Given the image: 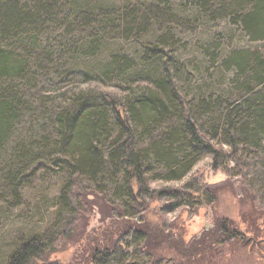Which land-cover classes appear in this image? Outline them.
I'll list each match as a JSON object with an SVG mask.
<instances>
[{
	"label": "trees",
	"instance_id": "16d2710c",
	"mask_svg": "<svg viewBox=\"0 0 264 264\" xmlns=\"http://www.w3.org/2000/svg\"><path fill=\"white\" fill-rule=\"evenodd\" d=\"M185 1L197 13L193 17L201 15L216 20L229 17L251 40L264 39V0ZM156 2L164 7L157 8L153 4L157 5ZM170 4L171 0H153L151 4L148 0L131 4L110 0H0V165L3 167L0 171L4 172L3 188L17 193L18 176L23 169L42 159H52L68 172L60 202L69 215L63 228L24 238L10 253L6 264H60L48 256L59 248L61 241L69 240L82 224V215L90 207L88 195L106 199L98 187H81L82 175L104 177L115 185L121 182L116 189L118 195L127 197L130 203L134 201L133 207L140 211L147 208V203L136 197L134 185L139 190L145 189L143 167L148 156L175 165L179 162L174 154L179 151L198 153L205 149L213 156L212 168L217 169L222 151L212 139L220 129L235 147L243 143L257 151L263 148L264 54L239 48L224 55L219 67L234 71L233 86L224 95V101L217 105L209 96L199 98L194 104V100L187 98L175 85L173 77L181 67L171 53L175 45L167 36L169 32L157 41H143L156 23L163 28L171 20L180 21ZM172 7L175 8L174 4ZM123 37L134 39L142 47L140 59L147 69L138 77L151 79L153 86L148 90L133 96L128 93L126 100H116L104 92L79 91L62 105L57 106L59 100L46 99L41 101L44 110L39 112L38 107L34 108L42 98L39 83H46L41 81L52 74L64 77V74L80 71L87 79L96 75L128 78L135 59L127 53L112 52L95 68L76 70L79 69L77 58L93 56L110 38ZM219 56L216 52L212 59L219 62ZM214 108L219 110L215 113ZM213 114L216 116L210 126L208 121ZM203 117L206 120L201 123L210 126V135L203 132L202 124L198 123ZM164 122L173 123L166 126L159 140H154L147 148L137 147L138 134H143L141 129L162 126ZM20 125L27 127L25 136L17 135ZM115 127L118 134L106 142ZM233 153L239 163L236 148ZM240 169L242 172V165ZM242 175L241 179H232L233 185L242 191H252L246 174ZM201 181L210 203L214 202L217 188L203 176ZM160 193L184 197V190L179 188H164ZM111 207L121 217L116 221L117 227L92 229L85 241L87 244L80 247L69 264H118L125 252L118 242L131 234L137 242L143 241V250L154 254L151 245L162 243L182 255L187 264H198L204 257L202 253L207 251L205 248L244 238L243 231L228 217L217 218L211 229L186 240L179 230L166 231L163 227L153 228L143 218H127L121 204L112 203ZM153 260L159 261L153 255L147 264H153Z\"/></svg>",
	"mask_w": 264,
	"mask_h": 264
},
{
	"label": "rangeland",
	"instance_id": "374dc122",
	"mask_svg": "<svg viewBox=\"0 0 264 264\" xmlns=\"http://www.w3.org/2000/svg\"><path fill=\"white\" fill-rule=\"evenodd\" d=\"M110 1L131 4L146 0ZM151 1L153 0H148V4H151ZM171 2V10L180 21L171 22L173 21L171 20L163 28L156 23L154 28L152 27V30L143 37V41H157L169 32L167 36L173 39L175 45L171 53L179 60L181 67L178 75L173 77L175 85L187 98L193 99L194 104L198 103L199 98L212 96L211 99L216 100L218 105L224 101V95L229 92L231 85L233 86L234 74L233 69L219 67L220 58L239 48L257 50L264 54V39L251 40L241 26L233 24L229 17L218 20L201 15L193 17L197 13L192 6L190 7L188 1L171 0ZM156 3L157 5L153 4L157 8L164 7L163 4ZM173 4L175 8L172 7ZM112 52L127 53L135 59L128 78L118 79L116 76L103 78L96 75L87 79L80 71L64 74V77L52 74L48 79L41 81L46 83H39L42 98L34 108L38 107L39 112L44 110L41 101L46 99H54L53 102L59 100L60 102L57 103L59 106L67 102L69 96L75 92L90 90L95 93H107L116 100L120 98L126 100L128 93L133 96L153 86L151 79L138 77L140 74H145L147 67L140 59L142 47L130 38H110L97 54L77 58L79 69L76 70L89 68L91 70L95 65L105 61ZM216 52L220 54L217 57L219 62L212 59ZM52 105L50 102L49 106ZM215 110L219 109L214 108L213 112L216 113ZM214 116L216 114L210 115L211 120L208 121L210 126L213 125ZM205 120V117L198 119V123H205ZM171 123L173 122H164L162 126L155 125L141 129L143 134H138L137 147L147 148L154 140H159L166 126ZM210 126L202 124L201 129L210 135ZM26 129L25 125H20L17 135L25 136ZM150 129L152 131L147 132ZM217 132V136L212 139L222 151L217 169L212 168L213 156L205 149L198 153L189 150L182 154L183 152L179 151L178 154H174L179 162L175 165L170 164L171 162H158L153 156H148L143 167L145 189L139 190L134 185L136 197L147 203V208L140 211L133 207L134 201L130 203L127 197L118 195L116 189L121 182L115 185L105 181L104 177L92 178L82 175L79 180L80 186L100 188L110 203L100 195L89 194L90 207L87 213L82 215V224L69 236V240L61 241L59 248L50 253L48 258L55 263L69 264L78 255L80 247L87 244L85 241L88 240L87 236L92 229L97 227L115 229L116 221L121 219L116 211H112L111 204L115 203L122 205L127 212V218H143L153 228L163 227L164 230L173 232L179 230L184 233L183 237L186 240L196 238L203 231L211 229L217 218H231L235 226L243 231V240L226 241L214 248H205L207 251L202 253L204 257L200 258L198 264H264V242L263 248L259 249L252 240V238L256 240L264 238V146L260 151L243 143L235 147L227 141L223 129ZM117 134L118 128L115 127L106 142ZM235 148L239 163L233 156ZM2 160L4 161L1 158ZM184 166H187L185 170H180ZM2 168L0 165V170ZM3 173L0 171V264H6L10 253L24 238L59 230L69 220L68 211L60 202L61 188L68 177V172L62 165H56L52 159H42L29 165L18 176L17 193L3 188ZM243 173L246 174L248 183L252 186L251 189L253 188L252 191H242L233 185V180L241 179ZM202 176L210 182V185L212 184L211 186L217 188V197L212 203L201 181ZM164 188L182 189L184 197L178 198L179 194H159ZM132 235L124 236L118 242L119 247L125 250L118 264H147L152 260L153 255L159 259V261L153 260V264H187L182 255L176 254L174 249L162 243L156 245L157 242L154 241L155 243L151 245L154 254L143 250V241L137 242ZM118 251L121 253L120 250Z\"/></svg>",
	"mask_w": 264,
	"mask_h": 264
},
{
	"label": "flooded vegetation",
	"instance_id": "af4514ba",
	"mask_svg": "<svg viewBox=\"0 0 264 264\" xmlns=\"http://www.w3.org/2000/svg\"><path fill=\"white\" fill-rule=\"evenodd\" d=\"M261 239H263V238H261ZM261 239H257V240H261ZM252 240L255 242V245L257 246V248H259V249L263 248L262 243L264 241H261L260 244H258L256 239L252 238Z\"/></svg>",
	"mask_w": 264,
	"mask_h": 264
},
{
	"label": "water",
	"instance_id": "95a60500",
	"mask_svg": "<svg viewBox=\"0 0 264 264\" xmlns=\"http://www.w3.org/2000/svg\"><path fill=\"white\" fill-rule=\"evenodd\" d=\"M261 241H264V238L261 240H257V243L260 244Z\"/></svg>",
	"mask_w": 264,
	"mask_h": 264
}]
</instances>
